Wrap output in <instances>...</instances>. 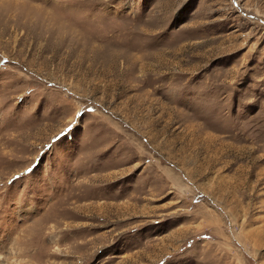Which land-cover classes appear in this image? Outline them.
<instances>
[{"label":"rangeland","instance_id":"1","mask_svg":"<svg viewBox=\"0 0 264 264\" xmlns=\"http://www.w3.org/2000/svg\"><path fill=\"white\" fill-rule=\"evenodd\" d=\"M0 264H264V0H0Z\"/></svg>","mask_w":264,"mask_h":264}]
</instances>
